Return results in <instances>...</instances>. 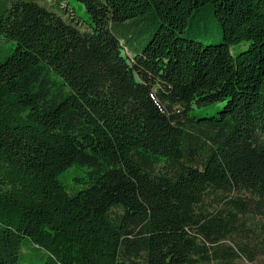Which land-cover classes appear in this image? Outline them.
I'll return each instance as SVG.
<instances>
[{
  "label": "trees",
  "instance_id": "16d2710c",
  "mask_svg": "<svg viewBox=\"0 0 264 264\" xmlns=\"http://www.w3.org/2000/svg\"><path fill=\"white\" fill-rule=\"evenodd\" d=\"M36 1L0 0V264L264 260V0Z\"/></svg>",
  "mask_w": 264,
  "mask_h": 264
},
{
  "label": "rangeland",
  "instance_id": "374dc122",
  "mask_svg": "<svg viewBox=\"0 0 264 264\" xmlns=\"http://www.w3.org/2000/svg\"><path fill=\"white\" fill-rule=\"evenodd\" d=\"M38 2L39 4H41L40 1H36ZM70 7H72L73 9H75L77 15L80 17V18H84V12H83V9L81 7L80 4L74 2V1H70ZM78 173L75 171V170H71L70 172H68V174L64 177V181L66 183L70 182L71 179L74 177V176H77ZM43 263V259H39L36 255H34L31 251L26 253V254H22L21 257H20V260H19V263L18 264H42ZM242 264H250V263H247V262H243L242 261ZM254 264H264V260L261 259V260H258L256 263Z\"/></svg>",
  "mask_w": 264,
  "mask_h": 264
}]
</instances>
